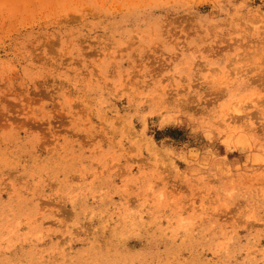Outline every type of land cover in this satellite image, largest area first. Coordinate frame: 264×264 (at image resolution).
Segmentation results:
<instances>
[{"label": "rangeland", "instance_id": "1", "mask_svg": "<svg viewBox=\"0 0 264 264\" xmlns=\"http://www.w3.org/2000/svg\"><path fill=\"white\" fill-rule=\"evenodd\" d=\"M0 264H264V0H0Z\"/></svg>", "mask_w": 264, "mask_h": 264}]
</instances>
